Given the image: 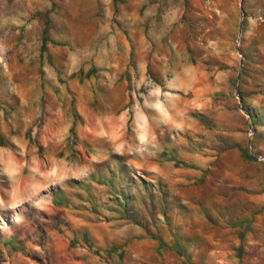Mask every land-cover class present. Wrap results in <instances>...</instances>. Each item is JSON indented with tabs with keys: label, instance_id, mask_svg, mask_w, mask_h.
Segmentation results:
<instances>
[{
	"label": "rangeland",
	"instance_id": "374dc122",
	"mask_svg": "<svg viewBox=\"0 0 264 264\" xmlns=\"http://www.w3.org/2000/svg\"><path fill=\"white\" fill-rule=\"evenodd\" d=\"M0 264H264V0H0Z\"/></svg>",
	"mask_w": 264,
	"mask_h": 264
},
{
	"label": "water",
	"instance_id": "95a60500",
	"mask_svg": "<svg viewBox=\"0 0 264 264\" xmlns=\"http://www.w3.org/2000/svg\"><path fill=\"white\" fill-rule=\"evenodd\" d=\"M251 159H252V160H254V161H256V160H257V158H254V157H252Z\"/></svg>",
	"mask_w": 264,
	"mask_h": 264
}]
</instances>
